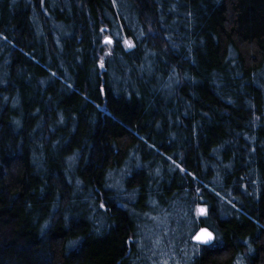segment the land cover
I'll use <instances>...</instances> for the list:
<instances>
[{"label":"trees","instance_id":"1","mask_svg":"<svg viewBox=\"0 0 264 264\" xmlns=\"http://www.w3.org/2000/svg\"><path fill=\"white\" fill-rule=\"evenodd\" d=\"M0 264H264V0H0Z\"/></svg>","mask_w":264,"mask_h":264},{"label":"rangeland","instance_id":"2","mask_svg":"<svg viewBox=\"0 0 264 264\" xmlns=\"http://www.w3.org/2000/svg\"><path fill=\"white\" fill-rule=\"evenodd\" d=\"M158 223L159 224H162V226L164 227V225L166 224V221L165 220L164 221H159L158 220ZM168 226H169V224L167 225V227ZM179 226H180V224H179ZM180 238H182V236H180ZM162 239H163V237L158 238V240H160V241H163ZM166 239H168V240H166ZM178 240H179V238H176V239L173 238V237H167V238H165V241L163 243H165V242H166V244L168 242L169 243L167 244V246H165L166 244L163 245V246H165V247H163L164 249L162 248V244H163L162 243L160 245V251L158 250V248H156L155 249L156 252H154V254L152 255V257L149 258V262L152 261V262H157V263H164L168 259V256H171V255L177 256V250H176V248L174 246H175V244H176V242ZM174 256H172V257H174Z\"/></svg>","mask_w":264,"mask_h":264},{"label":"snow or ice","instance_id":"3","mask_svg":"<svg viewBox=\"0 0 264 264\" xmlns=\"http://www.w3.org/2000/svg\"><path fill=\"white\" fill-rule=\"evenodd\" d=\"M126 43L128 44L129 47H132V44L130 42L126 41ZM197 239L201 243H209L213 239V237H212L211 233H206L204 237H198Z\"/></svg>","mask_w":264,"mask_h":264},{"label":"water","instance_id":"4","mask_svg":"<svg viewBox=\"0 0 264 264\" xmlns=\"http://www.w3.org/2000/svg\"><path fill=\"white\" fill-rule=\"evenodd\" d=\"M107 41L109 42V40H107ZM205 234H206V233H199V235H198L196 238H198V237H204Z\"/></svg>","mask_w":264,"mask_h":264}]
</instances>
